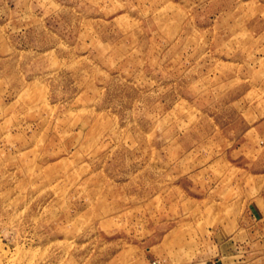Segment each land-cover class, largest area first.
<instances>
[{"label": "rangeland", "instance_id": "rangeland-1", "mask_svg": "<svg viewBox=\"0 0 264 264\" xmlns=\"http://www.w3.org/2000/svg\"><path fill=\"white\" fill-rule=\"evenodd\" d=\"M152 261L264 264V0H0V264Z\"/></svg>", "mask_w": 264, "mask_h": 264}, {"label": "built area", "instance_id": "built-area-1", "mask_svg": "<svg viewBox=\"0 0 264 264\" xmlns=\"http://www.w3.org/2000/svg\"><path fill=\"white\" fill-rule=\"evenodd\" d=\"M152 264H156V261H152Z\"/></svg>", "mask_w": 264, "mask_h": 264}, {"label": "crops", "instance_id": "crops-1", "mask_svg": "<svg viewBox=\"0 0 264 264\" xmlns=\"http://www.w3.org/2000/svg\"><path fill=\"white\" fill-rule=\"evenodd\" d=\"M248 215H250V212L248 213ZM251 215H253V214H251Z\"/></svg>", "mask_w": 264, "mask_h": 264}]
</instances>
